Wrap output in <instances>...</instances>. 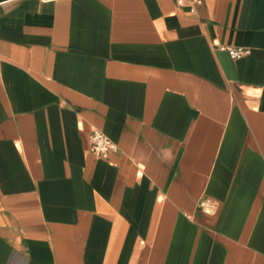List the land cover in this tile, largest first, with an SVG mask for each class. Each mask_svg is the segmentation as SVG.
I'll return each instance as SVG.
<instances>
[{"label": "crops", "instance_id": "0c3cea01", "mask_svg": "<svg viewBox=\"0 0 264 264\" xmlns=\"http://www.w3.org/2000/svg\"><path fill=\"white\" fill-rule=\"evenodd\" d=\"M196 1L0 0V264H264V0Z\"/></svg>", "mask_w": 264, "mask_h": 264}, {"label": "built area", "instance_id": "2783aa9c", "mask_svg": "<svg viewBox=\"0 0 264 264\" xmlns=\"http://www.w3.org/2000/svg\"><path fill=\"white\" fill-rule=\"evenodd\" d=\"M179 4H185L186 0H177ZM197 3H201V0H197ZM194 8L191 6V11ZM221 49L228 51L231 57L241 58L250 53V49L246 47L238 46H227L221 45ZM117 148V145L112 141L108 135H106L102 130L95 129L91 134V151L96 157H108L110 153ZM199 206L205 210H214L216 208V203L207 198L202 199L199 202Z\"/></svg>", "mask_w": 264, "mask_h": 264}]
</instances>
